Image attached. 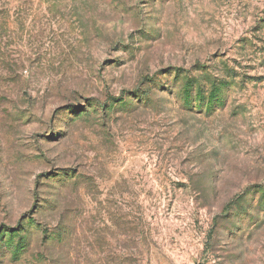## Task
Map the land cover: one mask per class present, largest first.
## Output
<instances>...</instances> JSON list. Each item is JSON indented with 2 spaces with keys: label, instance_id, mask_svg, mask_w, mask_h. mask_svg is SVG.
I'll return each instance as SVG.
<instances>
[{
  "label": "rangeland",
  "instance_id": "1",
  "mask_svg": "<svg viewBox=\"0 0 264 264\" xmlns=\"http://www.w3.org/2000/svg\"><path fill=\"white\" fill-rule=\"evenodd\" d=\"M0 264H264V0H0Z\"/></svg>",
  "mask_w": 264,
  "mask_h": 264
},
{
  "label": "trees",
  "instance_id": "2",
  "mask_svg": "<svg viewBox=\"0 0 264 264\" xmlns=\"http://www.w3.org/2000/svg\"><path fill=\"white\" fill-rule=\"evenodd\" d=\"M219 91H217V87L214 88L212 87V89H209L208 91V86L204 85L202 81L199 82H188L187 83V87L183 90L182 94L186 97H188V102L190 103V97H201V101L204 100L205 98L203 97H208L209 102L211 103H215L216 101H218V95H219ZM194 95V96H193ZM208 95V96H207ZM187 99V98H186ZM210 109L212 108V106L209 107ZM19 235V234H17ZM19 237L21 238V236L19 235Z\"/></svg>",
  "mask_w": 264,
  "mask_h": 264
}]
</instances>
